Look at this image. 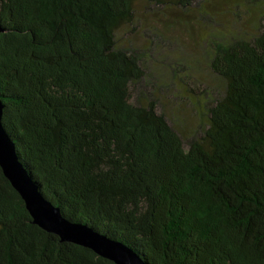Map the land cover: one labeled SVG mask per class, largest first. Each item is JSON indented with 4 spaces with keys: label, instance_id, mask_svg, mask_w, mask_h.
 Masks as SVG:
<instances>
[{
    "label": "trees",
    "instance_id": "obj_1",
    "mask_svg": "<svg viewBox=\"0 0 264 264\" xmlns=\"http://www.w3.org/2000/svg\"><path fill=\"white\" fill-rule=\"evenodd\" d=\"M240 1L0 0L2 124L62 216L148 264H264V14ZM140 26L148 48L118 45ZM176 30L222 83L190 92L179 131L160 111L187 118L178 65L157 85L146 63L182 54ZM0 264L114 263L34 225L0 169Z\"/></svg>",
    "mask_w": 264,
    "mask_h": 264
},
{
    "label": "water",
    "instance_id": "obj_2",
    "mask_svg": "<svg viewBox=\"0 0 264 264\" xmlns=\"http://www.w3.org/2000/svg\"><path fill=\"white\" fill-rule=\"evenodd\" d=\"M2 110L0 100V169L24 202L32 223L43 231L57 236L61 242L89 249L114 264H148L122 241L102 234L86 224L66 219L59 208L42 195L19 161L15 145L2 124Z\"/></svg>",
    "mask_w": 264,
    "mask_h": 264
},
{
    "label": "rangeland",
    "instance_id": "obj_3",
    "mask_svg": "<svg viewBox=\"0 0 264 264\" xmlns=\"http://www.w3.org/2000/svg\"><path fill=\"white\" fill-rule=\"evenodd\" d=\"M245 2L246 3H244V1L242 2L240 1L239 4L244 3L245 6H250V7L254 6L253 8L254 12L260 9L258 13H254L257 17L264 14V0H259V1L258 0H245ZM258 2L260 3V5H258ZM229 9L231 8H228V10ZM237 10L239 12H242V11L244 12L245 10L246 12L245 7L243 8V7L237 6ZM249 10L252 11L251 8ZM204 17L205 19L206 18L208 19L206 20V22L208 21L207 24H210V22L213 21V14L211 12L207 13L206 16ZM231 20H233V18L232 16L228 14V24L231 23ZM262 24H264V22H262ZM146 28L148 27L140 26V27L135 28L134 30H131V27L122 28L117 33L118 45L124 48L130 44L139 51L142 49L148 48L150 46V43H149L150 37H149L148 31L146 30ZM244 30H246L247 32L249 31V33H253L250 31L251 28L248 26H246ZM208 32L209 33L206 39L208 38L209 34L214 33L217 35L220 31L218 29H211ZM168 35L180 38V39H177L179 42V45L177 47L182 49V54L181 52H179L181 55L174 54L176 52L167 51L164 47L163 49H159L155 53L154 58H152L151 60L148 59V61L149 60L150 61L149 62L146 61V63L147 65L152 66L153 78H151V81L153 83H156L157 85H161L162 82L164 81V78L161 76L164 72L166 73V67L168 64H172L174 61H176V65H178L176 66V68L178 69V72H177L178 74L176 75L184 80L182 84L180 83L178 85V87L183 88V89L186 88V90H183L182 93H180L181 95H179L180 98H182V100L179 101V103L185 106L184 114L187 118L186 120H183L182 119L183 117H178L177 119L176 117H174V115L170 116L169 110L171 111V109L169 108L168 104L164 100L163 102L165 104V107L160 108V111L162 112L164 111L171 125L176 130L179 131L180 130L179 126L182 125V122H184L188 126L192 124L195 125L198 122V116H199L198 111L200 110V108H198L199 105H196L193 103L194 99L190 98L192 97V94L190 92L195 91L196 89L202 90V88L205 85L206 86L208 85L209 87H214V86H220L222 85V83L217 78H215V76H213L210 73L209 69L207 68L205 60L203 59V54H202L203 51H202L201 44L197 39L194 42L192 38H189L187 34H181V31L179 30L172 31L171 33L168 32ZM198 60L199 61L202 60L201 65H198ZM162 65L165 68H163ZM167 73L174 83H178L177 81L173 80V77L171 76L172 72L171 73L167 72ZM188 75L189 76L191 75L190 76L191 79L187 77ZM166 81L169 84H171L170 88L176 87V84H174L171 80L167 79ZM188 89L190 90L189 92H187ZM157 90L159 91V89ZM161 96H163L162 99H166L165 98L166 94L161 95ZM169 99L170 97L168 98V100Z\"/></svg>",
    "mask_w": 264,
    "mask_h": 264
},
{
    "label": "bare ground",
    "instance_id": "obj_4",
    "mask_svg": "<svg viewBox=\"0 0 264 264\" xmlns=\"http://www.w3.org/2000/svg\"><path fill=\"white\" fill-rule=\"evenodd\" d=\"M6 131V130H5ZM16 149V148H15ZM24 168V167H23ZM25 169V168H24Z\"/></svg>",
    "mask_w": 264,
    "mask_h": 264
}]
</instances>
